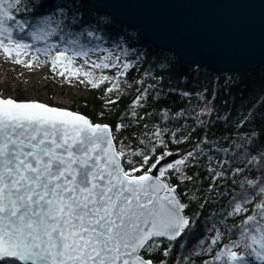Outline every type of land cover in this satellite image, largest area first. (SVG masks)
Returning a JSON list of instances; mask_svg holds the SVG:
<instances>
[{"label": "snow or ice", "instance_id": "obj_1", "mask_svg": "<svg viewBox=\"0 0 264 264\" xmlns=\"http://www.w3.org/2000/svg\"><path fill=\"white\" fill-rule=\"evenodd\" d=\"M19 3L0 0V36L4 37L0 49L17 58L30 48L11 39L12 30L6 26V21L15 20L9 10ZM50 19L41 24L48 25ZM17 27L25 31L23 23ZM28 34L41 39L51 31L37 27ZM74 55L88 53L75 51ZM52 64L54 70L64 69L61 75L81 72L79 67H68L73 60L67 48L56 52ZM130 67L124 64L125 69ZM105 79L102 76L100 82ZM127 155L136 153L117 150L107 124L39 101L0 97V264H152L138 255L139 250L153 238L174 241L190 226L182 215L186 205L164 182L166 172L178 169L185 160L161 165L164 156H160L144 171L143 165L126 168L125 164H132L124 159ZM148 160L144 156L143 164ZM153 169L158 175L152 174ZM258 193L264 194V187ZM255 208L257 214L247 215L237 226L239 238L225 244L214 260L249 264V257H254L264 264V202ZM242 211L247 209L237 203L234 213ZM219 236L217 232L211 243L216 244Z\"/></svg>", "mask_w": 264, "mask_h": 264}, {"label": "trees", "instance_id": "obj_2", "mask_svg": "<svg viewBox=\"0 0 264 264\" xmlns=\"http://www.w3.org/2000/svg\"><path fill=\"white\" fill-rule=\"evenodd\" d=\"M9 11L15 17L6 21L11 39L47 57L76 40V47L134 43L130 54L140 68L128 90L103 113L113 133L123 137L120 150L136 153L124 158L132 161L125 167L143 165L147 171L166 151L194 147L192 157L169 172L186 205L190 226L175 242L153 240L142 255L153 264H224L214 258L225 244L239 238L237 226L247 215L257 214L255 205L264 202V194L258 193L264 187V66L244 76H218L184 64L175 54L158 49L140 33L79 0H20ZM50 16L59 21L55 28L41 24ZM21 23L24 32L18 30ZM37 27L51 34L35 39L28 33ZM101 99L85 98L81 100L85 106L78 109L95 123L109 104ZM183 130V140H177ZM144 156L149 157L147 164ZM237 203L247 211L234 213ZM217 232L218 242L212 244Z\"/></svg>", "mask_w": 264, "mask_h": 264}, {"label": "water", "instance_id": "obj_3", "mask_svg": "<svg viewBox=\"0 0 264 264\" xmlns=\"http://www.w3.org/2000/svg\"><path fill=\"white\" fill-rule=\"evenodd\" d=\"M79 1L140 33L158 49L175 54L182 63L213 71L218 76H244L264 66V0ZM111 134L114 138L112 128ZM115 147L119 150L116 143ZM189 152H194L193 146L166 151L161 155L164 156L161 165L175 163L179 159L186 163L190 158ZM170 171L166 172L164 182L175 188L177 198L184 204L177 187L171 184ZM152 174L158 175L154 169ZM185 209L182 215L189 219ZM184 233L174 241L166 237L153 240L175 242ZM143 249L138 255L148 261L142 255Z\"/></svg>", "mask_w": 264, "mask_h": 264}, {"label": "rangeland", "instance_id": "obj_4", "mask_svg": "<svg viewBox=\"0 0 264 264\" xmlns=\"http://www.w3.org/2000/svg\"><path fill=\"white\" fill-rule=\"evenodd\" d=\"M49 18H51L50 23L44 27L55 28L59 21L53 16ZM128 30L131 31L132 29ZM5 43L7 44L8 40L5 39ZM66 48L68 49V56L73 60V64L68 65V67L73 70L79 67L81 72L78 76L72 75L71 72L61 75L60 73L64 69L60 66H57L55 70L53 69L52 61L56 52ZM133 48L134 43L127 41L118 47L108 45L76 47L75 44H71V46H62L49 57L27 50L18 58L15 55L8 56L0 49V66L5 70L4 73L0 72V97L21 98V101H39L52 107L83 114L78 109L79 106H85L81 100L97 95L109 104L104 105L99 119L95 123L108 124V120L104 118V111H109L116 98L123 91L128 90L136 71L140 68V62L130 54ZM75 51H86L88 55L75 56ZM17 59L23 61V63H17ZM104 63L109 64V67H92L93 64L103 65ZM125 63H130L132 67L125 69ZM29 64L32 66L28 67ZM85 71L91 72L92 75L85 76L83 74ZM102 76L107 79L100 82ZM89 81H95L98 86L93 87ZM110 88L111 91L108 90ZM185 134L186 130H183L176 135V139L183 140ZM114 139L117 148L121 151L123 137L118 133L114 134ZM257 262L261 263L254 257H249V264H256Z\"/></svg>", "mask_w": 264, "mask_h": 264}, {"label": "bare ground", "instance_id": "obj_5", "mask_svg": "<svg viewBox=\"0 0 264 264\" xmlns=\"http://www.w3.org/2000/svg\"><path fill=\"white\" fill-rule=\"evenodd\" d=\"M0 65H1V63H0ZM4 71H5V70L3 69V67L0 66V72H1V73H2V72L4 73ZM3 75H5V74H3ZM252 264H253V263H252ZM256 264H261V263H258V262H257Z\"/></svg>", "mask_w": 264, "mask_h": 264}]
</instances>
